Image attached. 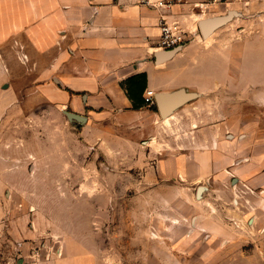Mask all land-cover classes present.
Segmentation results:
<instances>
[{
  "label": "crops",
  "instance_id": "obj_1",
  "mask_svg": "<svg viewBox=\"0 0 264 264\" xmlns=\"http://www.w3.org/2000/svg\"><path fill=\"white\" fill-rule=\"evenodd\" d=\"M204 1L0 0V52L14 43L22 63L38 57L34 93L63 113L84 117V130L101 141H129L125 136L132 135L130 142L158 147L159 136L176 127L178 144L191 146L179 145L164 159L153 147V166H142L145 174L167 181L209 176L217 191L232 197L258 193L264 211V0L201 11L197 5ZM229 11L237 16L203 38L199 22ZM162 17L177 22L191 40L158 63ZM143 73L146 91L185 89L197 98L168 122L148 106L133 110L122 83ZM10 79L0 53V92L11 89ZM54 247L51 259L33 264H99L98 253L75 239L58 240Z\"/></svg>",
  "mask_w": 264,
  "mask_h": 264
},
{
  "label": "rangeland",
  "instance_id": "obj_2",
  "mask_svg": "<svg viewBox=\"0 0 264 264\" xmlns=\"http://www.w3.org/2000/svg\"><path fill=\"white\" fill-rule=\"evenodd\" d=\"M20 52L14 43L0 52L12 85L0 92V264L49 260L64 239L99 264H264L258 193L232 197L204 175L145 174L153 147L164 159L191 146L178 144L176 127L158 147L132 135L101 141L34 93L38 57L22 63Z\"/></svg>",
  "mask_w": 264,
  "mask_h": 264
},
{
  "label": "water",
  "instance_id": "obj_3",
  "mask_svg": "<svg viewBox=\"0 0 264 264\" xmlns=\"http://www.w3.org/2000/svg\"><path fill=\"white\" fill-rule=\"evenodd\" d=\"M235 16H237L236 11H229L226 15L223 16H214L210 18H205L199 22L200 32L203 38L208 37L215 29L227 24ZM182 47L175 48L170 51L159 50L157 53V62L161 63L163 60H169L177 54ZM197 98L195 92H189L185 89L175 90L173 92L166 93H157L154 95L156 106L158 108L159 115L161 118L165 119L171 116L179 108L188 104ZM68 116V119L72 122L77 121L79 124L85 123V118L73 114L70 112H64ZM202 188H200L201 190Z\"/></svg>",
  "mask_w": 264,
  "mask_h": 264
},
{
  "label": "built area",
  "instance_id": "obj_4",
  "mask_svg": "<svg viewBox=\"0 0 264 264\" xmlns=\"http://www.w3.org/2000/svg\"><path fill=\"white\" fill-rule=\"evenodd\" d=\"M242 1L243 0H205L202 4H198L197 8L201 11H208L209 8L213 7L229 9L230 6ZM162 4L163 3H160V6H162ZM159 25L161 28V35L158 42L159 50L170 51L178 47H183L191 40L190 33L184 30L177 22L169 23L162 17ZM154 95L155 93L151 90H147L144 94L145 102L149 107L156 104Z\"/></svg>",
  "mask_w": 264,
  "mask_h": 264
},
{
  "label": "trees",
  "instance_id": "obj_5",
  "mask_svg": "<svg viewBox=\"0 0 264 264\" xmlns=\"http://www.w3.org/2000/svg\"><path fill=\"white\" fill-rule=\"evenodd\" d=\"M122 87L125 90L128 98L132 102L133 110H140L148 106L144 98V94L147 89L146 74H138L128 78L125 82L122 83ZM149 108L155 112H158L156 104L150 106Z\"/></svg>",
  "mask_w": 264,
  "mask_h": 264
},
{
  "label": "bare ground",
  "instance_id": "obj_6",
  "mask_svg": "<svg viewBox=\"0 0 264 264\" xmlns=\"http://www.w3.org/2000/svg\"><path fill=\"white\" fill-rule=\"evenodd\" d=\"M168 118V117H167ZM165 121L168 122V119L165 118Z\"/></svg>",
  "mask_w": 264,
  "mask_h": 264
},
{
  "label": "flooded vegetation",
  "instance_id": "obj_7",
  "mask_svg": "<svg viewBox=\"0 0 264 264\" xmlns=\"http://www.w3.org/2000/svg\"><path fill=\"white\" fill-rule=\"evenodd\" d=\"M202 188V187H201Z\"/></svg>",
  "mask_w": 264,
  "mask_h": 264
}]
</instances>
